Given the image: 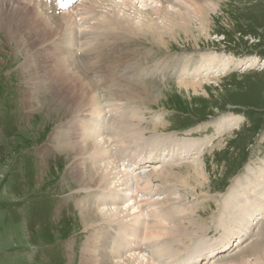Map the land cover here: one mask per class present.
Here are the masks:
<instances>
[{
    "label": "rangeland",
    "instance_id": "obj_1",
    "mask_svg": "<svg viewBox=\"0 0 264 264\" xmlns=\"http://www.w3.org/2000/svg\"><path fill=\"white\" fill-rule=\"evenodd\" d=\"M25 1L19 0L28 10L45 13L48 17L58 14L55 0L52 1L54 6L47 10L44 0ZM60 1L57 0L58 3ZM155 1L134 2L137 9L146 11L145 3L159 6ZM84 2L86 0H78L68 11L77 24L78 44L72 48L76 54L81 50L83 39L79 40L80 34L94 23V19L103 20L111 10L108 3L102 5L97 0L94 11L87 12L83 8L87 5ZM177 2L183 9L178 10L170 5L166 9L180 18L187 10L189 21L186 24L175 19L178 26L184 27L172 28L168 19L158 18L154 14H150L152 22L148 23L143 15H133V11L120 5V16L130 15L135 24L147 22L156 27L155 31L160 32L162 37L156 39L159 43L148 38H136L133 45L125 44L120 48L121 55L109 58L110 63L118 69L113 72L109 86L115 85L117 80H127L132 89L131 101H113L118 108H109L111 104L101 93L105 89L100 87L103 114L94 117L88 113L85 115H89L88 121L93 118L91 125L94 128L105 133L104 140L112 149L105 162L117 161L114 152L121 146L124 148L122 156L129 157V160L143 155L152 160V164H146L140 170L132 168L127 162L125 165L118 163L119 170L128 178L134 175L144 178L167 163L177 167L176 171L185 177L189 175L187 167L196 168L199 165L205 178H190V190L189 186L176 190L168 186L169 194L165 193V188L155 196L152 193L153 199L159 200H154L156 202L152 205L142 204L136 210L137 206L130 198L138 196L139 200L147 196L131 179L128 185L130 190L116 189V192L123 191V202L115 205L111 202L114 197L109 194L108 204L101 208L112 212L119 208L125 215L128 204L131 210L123 222L129 223L135 218L132 213H136L144 221L143 227L148 214L162 215L165 210L181 212L193 208L192 213L197 219L195 229H189V235L186 233L184 237H179L176 243L163 240L159 246V250H163L160 263L220 264L238 253L236 242L232 241L233 245L227 251L218 250L217 254L207 257L204 255L206 248H219L223 242L219 232L209 235L202 233L213 231L220 222L223 202L232 190L233 182L239 178H244L242 181L245 182L246 176L250 172L255 174L256 169L260 170V175L264 171V0H202V4L197 0V11L204 10L201 15L195 14L194 8L186 4L187 1ZM13 3L1 2L0 11L22 15L13 11L19 7ZM3 17L9 25L0 20V264H80L81 248L90 232L84 229L77 201L86 195L87 190L79 189L72 174L74 153L57 142L58 131L68 135L70 120L76 117L67 115V106L61 103L55 85L51 86L45 80L40 90L35 86L42 81L41 76H46L45 71L39 75L38 68L40 56L45 55V45H32L44 37L39 30L40 21L34 24L31 17H25L23 22L16 20L11 25L10 16ZM60 43L54 41L48 47L49 53L60 52ZM108 44L112 47L111 42ZM30 54L33 56L28 57ZM36 54L39 58L35 57ZM221 61L223 63H219ZM194 63L200 67L197 74H192L189 68L182 69ZM212 63L217 65L207 70L202 66ZM228 63L236 64L228 67ZM203 69L205 72H201ZM192 83L199 86H189ZM31 90L34 93L29 96ZM125 106L130 111L126 119L129 121L131 118L134 125L139 124L132 128L133 136L135 132L143 134V140L139 141L141 138L136 137L128 148L126 141L119 142L106 136L107 132H114L119 127L118 118L122 116ZM214 123L226 127H218ZM116 184L119 186L120 182ZM153 184L161 185L158 182ZM167 194L172 196L170 198L175 200L174 203L167 201ZM101 196L105 197L102 193ZM125 198H129L128 201ZM260 217H253L254 226L250 225V235L255 233L257 224L259 231L264 223V217L257 223ZM143 227L140 233L138 230L140 236L136 235L140 246L131 249L128 245L121 255L122 261L134 257L141 263L158 264L154 256L158 246L148 241L145 236L147 231ZM107 230L118 233L113 227ZM103 235L97 233L95 236L101 239ZM188 236H193L191 241L187 239ZM131 237L126 236L125 239L130 241ZM251 240L243 246H247ZM103 250H112L111 244ZM98 260L102 261L101 256ZM105 261L119 260L108 256L102 262Z\"/></svg>",
    "mask_w": 264,
    "mask_h": 264
},
{
    "label": "bare ground",
    "instance_id": "obj_2",
    "mask_svg": "<svg viewBox=\"0 0 264 264\" xmlns=\"http://www.w3.org/2000/svg\"><path fill=\"white\" fill-rule=\"evenodd\" d=\"M7 1L16 3L19 7L14 8L13 11L19 12L22 15H13L14 13L9 14L7 10L6 11L8 13H2L0 11V16L2 17H0V20L3 21V24L9 25L3 16H10L9 21H11V25H13L16 20L23 22L25 17H31L30 19H32V23L34 24L37 23V20L40 21L38 23L39 30L42 31L41 33L44 34V37H42L39 42H33L32 45H45L43 46V51L46 49L44 52L45 55L40 56L41 64H38V68L40 72L39 75L41 73L44 74L45 71L46 76H41L42 81H40L35 86H37L38 90H40L42 84L44 85L43 82H45V80L46 82L48 80L51 86L55 85L61 103L67 106V115L70 117L73 116V118L76 117V119L70 120L69 127L71 130H68L69 134L67 135L65 132L63 133L62 131H58L60 134L58 139H56L57 142L61 143L62 148H66L70 150V152L72 151L74 153V160L71 163L72 174L77 181L79 189L83 191L87 190V192H85V196L81 198L78 196L80 199H77L78 201L76 200L77 205H79V215L81 221H83L84 229L90 232L81 248L80 264H119L121 255L128 245L131 246V249H136V246H140V242L138 241V236H140L138 234V230L140 233V229L143 227L142 222L144 221H141L136 213H132L135 218L133 217L129 223L123 222V219L129 217L128 214L131 210L129 208L131 206H128V204L125 207V215H123V211L119 208H116L118 210L113 212L110 210L105 211V209L101 208V206L108 204L107 196L110 194L109 196L114 197V201L111 202L115 203V205H118V202L124 199V193L121 190L116 192V189L121 187L124 188L125 191L127 188L130 190L128 185L132 181L131 179H133V182L136 183V186H138L137 188H139L140 192L147 196L146 199L139 198V200L138 196H136L135 199L129 197L131 201H133V203L137 206L136 210H139L140 205L142 204L152 205V203L158 201L159 199H153V196H155V193H158L163 188H165V193H168L169 187H171L172 190H176L177 188L186 189L189 186L190 190V178L195 179L196 177H204V175L202 169H200L199 165H197L196 168H191V166L187 167L189 175L187 174L188 176L185 175V177H183L179 172L176 171L177 167L171 166L167 163L162 165L160 170L152 171L146 174L144 178L138 175H134L133 178L126 177V175L123 174L121 170H119L120 166L118 163L122 162L124 164H121L125 165V162H127L132 166V168L140 170L143 169L146 164H152V160L144 158V155L136 160H129V157H126L125 155L122 156V151L124 148L121 146L116 148V151L114 152L116 153L117 161L105 162V160L109 159L112 149L104 140L103 136L105 133L94 128V126L91 125L93 118L88 121L87 117H89V115L86 117L85 113H88L93 117L100 115L101 113L103 114L104 109L100 105V87L105 89L104 91H101L102 97L107 99V101L111 104L109 105V108L112 109L118 108L115 106L113 101L128 102L129 97L133 96L131 84H128L127 80H117L118 82L115 83V85L109 86L108 82L112 81L111 79L114 75L113 72L118 70L115 64L110 63L109 58L111 59L113 56L117 57V54L121 55L120 48L125 44L133 45L136 38H148L155 42L157 38L162 37L160 32L155 31L156 27L154 28V26L148 24L152 22L149 19L150 14L156 15L158 18H163L166 20L168 19V21L172 24V28H176L184 26H178V21L176 20V22L175 19H180V22L186 24L189 21L187 16L189 13L187 10H184V14L180 18L178 15L176 16V14L171 13L166 9L167 5L177 8L178 10L183 9L180 5L178 6L179 1L177 2V0H156L157 2H155L159 6H152L154 4L148 5L145 3L143 6H147V10L145 9L146 11L137 9L134 2L135 0H119V2H114L112 0H99L102 5H106L108 3L107 5H109L111 10L109 11L108 15L103 18V20L96 18L94 19V23L92 25L87 24L88 26L85 29L83 28L85 31L80 34L81 38L79 37V40L83 39L81 43L79 42L81 50L76 54L72 48L77 47L78 44V35L76 32L77 24L74 20L75 17H73V15L67 11L68 8H63L62 0L60 3L55 0L56 10L58 11L56 17H48V15L45 13H38L34 12L33 10H28L25 5L20 3L21 0L20 2L19 0H0V3ZM52 1L53 0H44L43 4L46 7V10L51 9V7L54 6ZM68 1L70 2L71 6L73 0ZM95 1L97 0H94V2L92 0H86L84 3L87 5L83 6V8H85L87 12H93L95 9L94 7H96L95 3L97 5V2ZM183 1H187L186 4L189 5V7H192L191 9L194 8L195 14L201 15V12L204 11H197V0ZM199 1V4H202V0ZM120 5L122 7L126 6L129 8V10L133 11V15H143V18L148 19V23L144 22L141 24H135L133 21L134 19H131L130 15L120 16ZM46 10H44V12H46ZM54 41H61L60 44L62 47L60 52L55 54L49 53L48 48L54 43ZM109 42H111L112 47L109 46ZM156 42L159 43L157 40ZM92 43H95V45L93 46ZM30 56L33 55L30 54L28 57ZM35 57L39 58V55L36 54ZM40 61L38 62L40 63ZM219 63L223 62L221 61ZM235 64L236 63H228V67L234 66ZM216 65L217 64L214 63L206 65L202 64V66H205V70H207V68H213ZM128 67L125 70H127ZM186 68L191 69L193 72L192 74H197V71L200 67H198V63H194L190 67H182V69ZM205 70L203 69L201 72H205ZM206 75L203 76L206 77ZM104 84L105 86H103ZM197 84L192 83L189 84V86L196 88V86H199ZM33 93L34 92L31 90L29 91L28 95L32 96ZM127 107L128 106H125V109H122L121 113L123 114L120 116V118H118L119 122H117V124L119 127H116L114 132H107L106 136L109 135L112 138H115L117 141L120 140L119 142L122 140L126 141V146L128 148V146L133 144V141L136 137L139 136V138H141L139 141L143 140V134L141 135L140 133L135 132V136H133L134 132H132V128L138 127V123L134 125L131 118L129 121L126 119L130 114V111L127 110ZM80 118L82 120H80ZM213 125L218 126L215 123ZM221 126L224 128L226 127V125H220L218 127ZM154 160L156 162L159 161V159ZM262 169H264V166ZM262 173L263 174L260 175V170L257 171L256 169L255 174L250 172L246 176V181L248 182L242 181L244 178H239L237 181L233 182V188L230 192H228L223 202L222 211L219 216L220 222L215 226L213 231L208 230L202 233V235H209L211 233L216 234L219 232L221 233V239L223 243L220 244L219 248H206L204 254L205 256L208 257L209 255L215 254L218 252V250H222L221 252L227 251L230 247H232L233 241L236 242L235 247L239 248L237 251L238 253H235L233 256L221 261L220 264H264V223L259 227V231L257 230V224L255 229L257 232L255 231L254 234L250 235L251 226H254L253 217L261 216L258 218L257 223H259V221H261L264 217V171ZM114 180L117 182H114ZM118 182H120V184L119 186H116V183ZM154 182L161 183V185H154ZM139 183L142 185H138ZM192 189L193 192H196L195 188ZM101 193L103 196H105L104 198L102 196L100 197ZM152 193H154L153 196ZM170 197L172 196H167V201L174 203L175 200ZM128 199L125 198L126 201H128ZM140 199H142V201ZM154 200L156 201L154 202ZM178 200L179 199L177 198L176 201ZM145 201H148V203ZM120 205L122 204L120 203ZM195 210L196 208H194V211ZM188 211L183 210L178 212L173 210H165L162 215H155L156 213L146 215L147 223H145L143 228L147 231L145 232V236H147L148 241H152L153 244L158 246V248L154 251V256L157 258L158 264H164L160 263V259L163 257V250L161 248L159 250V246L163 240L167 239L169 243H176L177 239L179 237H184L189 229H195V222L197 219L193 215L195 213H192L193 208ZM108 227H113V229L117 230L118 233H110V231L107 230ZM97 233H102V235L104 234L103 238L97 239L95 236ZM137 234L138 236H136ZM187 234L189 235V233ZM126 236H132V239L129 241L125 239ZM192 237L193 236H190L187 239ZM249 239H252L249 241L250 243L247 246H243V244ZM108 244H111L112 250L106 252L103 250V248ZM181 244L180 246H182ZM177 246L178 245L176 244V247ZM172 247L174 246L172 245ZM172 247L169 249L171 250ZM99 256H101L102 261H104L108 256H111L113 259H117L119 261L109 263H107V261L102 262L98 260ZM144 263L137 261L133 257V259L124 260L120 264Z\"/></svg>",
    "mask_w": 264,
    "mask_h": 264
}]
</instances>
